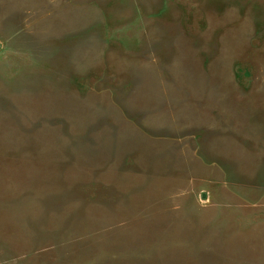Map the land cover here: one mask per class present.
Instances as JSON below:
<instances>
[{"label": "rangeland", "instance_id": "rangeland-1", "mask_svg": "<svg viewBox=\"0 0 264 264\" xmlns=\"http://www.w3.org/2000/svg\"><path fill=\"white\" fill-rule=\"evenodd\" d=\"M21 2L0 264H264V0Z\"/></svg>", "mask_w": 264, "mask_h": 264}, {"label": "crops", "instance_id": "crops-1", "mask_svg": "<svg viewBox=\"0 0 264 264\" xmlns=\"http://www.w3.org/2000/svg\"><path fill=\"white\" fill-rule=\"evenodd\" d=\"M28 3V2H27ZM26 2H21V0H17L14 3V0H1L0 1V62L4 66V81L6 79V84L11 85L10 79L14 77L22 76L21 72L16 70L14 66L18 65V60L21 61L22 67L26 64V55L28 53L27 46L24 45L21 40V33L14 32L12 29V23L17 21H24L26 17L29 15H25L20 12H14V5L24 6L27 4ZM36 15V14H31ZM30 17L31 20H35L37 17ZM13 67V68H12ZM15 69V70H14ZM23 72V70H22ZM13 82V79H12ZM8 96V95H7ZM8 98V97H6ZM18 97H12V104L17 103ZM19 105V104H18ZM20 106V105H19ZM2 110V108L0 107ZM8 111V107L6 109Z\"/></svg>", "mask_w": 264, "mask_h": 264}]
</instances>
